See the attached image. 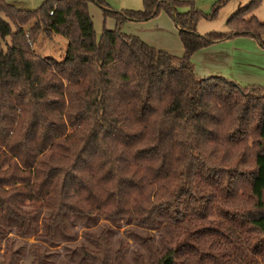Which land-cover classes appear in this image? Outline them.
<instances>
[{
	"label": "trees",
	"instance_id": "obj_1",
	"mask_svg": "<svg viewBox=\"0 0 264 264\" xmlns=\"http://www.w3.org/2000/svg\"><path fill=\"white\" fill-rule=\"evenodd\" d=\"M224 1L205 14L177 10L191 0H143L140 9L0 0V264H21L9 220L17 235L40 237L42 210L49 231L64 215L133 217L147 228L167 221L159 246L144 240L151 264H264V87L198 76L191 61L237 34L264 47V20L252 13L260 0L231 13L228 31L196 32ZM90 2L112 27L96 33ZM160 10L177 26L182 55L122 29ZM40 30L67 38L61 59L31 48ZM90 237L94 248H79L90 264H128L106 231ZM31 250L30 264H48Z\"/></svg>",
	"mask_w": 264,
	"mask_h": 264
},
{
	"label": "rangeland",
	"instance_id": "obj_2",
	"mask_svg": "<svg viewBox=\"0 0 264 264\" xmlns=\"http://www.w3.org/2000/svg\"><path fill=\"white\" fill-rule=\"evenodd\" d=\"M10 3L15 4L21 8H35L41 4L43 0H6ZM111 8L114 9H125L133 8L140 9L143 7V0H106ZM218 0H191L190 4H181L177 7L178 11H187L193 6L199 9L205 14H210L212 12L213 5ZM249 0H225L216 10V12L211 17L200 16L195 24L196 32L200 34H206L209 31H228L229 27L226 23L228 16L233 13L237 8L247 4ZM89 10L92 15L94 28L96 33L99 34L103 26H109V22L112 21L110 17L103 18L102 9L94 4L89 3ZM252 13H254L260 20H264V0H260L256 7L253 8ZM1 15L5 16L3 13ZM130 21V20H127ZM146 21L142 27L147 26L150 28L151 23H156L154 28L145 29L150 30L158 35L161 42H168L170 34L167 30L169 29V24L172 25V32L177 30L175 22L172 17L166 12L160 10L153 17L144 20ZM126 22V21H125ZM32 23L30 20L23 28H27L29 31V26ZM108 25V26H107ZM124 23L122 24V29ZM159 27L162 31H166L164 34L159 31ZM178 35V30H177ZM98 36V35H97ZM218 40L219 47L228 48L231 44H240L245 47L251 46L253 44V39L247 34H237ZM252 39V40H250ZM9 41V38H6ZM31 48L35 53L41 56H49L55 59H61L64 55L67 38L61 34L48 35L44 31H38L35 40H28ZM258 47L263 49L264 47L257 43ZM244 65L247 63H255L257 68H263L264 66V55H258L252 59H244ZM251 68L261 72L257 68L253 67H241L237 66L233 74L242 78L245 70ZM227 71V70H226ZM195 73H201L199 69L195 70ZM232 73V72H231ZM262 73V72H261ZM199 76V74H196ZM225 77V76H224ZM228 78V77H226ZM231 79V78H228ZM243 79V78H242ZM241 86L248 85H260L258 83H246V81H236ZM249 82V81H248ZM264 87V86H263ZM50 214L47 210H42L37 214V219L39 222V228L37 234L40 237L25 236L21 237L17 235L19 224L10 219L9 220V234L8 237L12 240L13 248L18 250L20 253L19 261L21 264H30L33 259V252L31 246L36 245L38 249L44 254V259L48 264H90L89 261L84 257L79 248L87 247L94 248L95 243L91 240V235H98L102 231H106L107 237L112 245V252L114 253L118 249H122V255L124 256L128 264H138V257L144 259L145 264H151L148 253L144 245V240L148 237H153L156 244L159 246V239L161 236L167 235L166 225L167 221H162L158 224L156 228H147L138 225L133 217H122V218H108L97 215L89 214H77L71 217L66 215L63 216L62 225L55 226L53 230H48V223L44 220ZM1 225V220H0ZM49 238L46 236L49 234ZM4 242L2 239L1 243ZM112 253V256H113ZM114 257V256H113ZM1 259V258H0ZM140 263V262H139ZM110 264H117L112 260Z\"/></svg>",
	"mask_w": 264,
	"mask_h": 264
},
{
	"label": "crops",
	"instance_id": "obj_3",
	"mask_svg": "<svg viewBox=\"0 0 264 264\" xmlns=\"http://www.w3.org/2000/svg\"><path fill=\"white\" fill-rule=\"evenodd\" d=\"M109 22V26L114 25V20ZM146 21H126L123 25V30L127 33H134L140 36L142 39H144L149 44L165 49L169 52H172L176 55H182L183 54V45L181 43V40L179 38V35H177V30L174 28V31L172 32L171 29H173L172 25L169 24V29L167 30L169 38V43L161 42V39L158 35H155L153 31L145 30L154 28L156 26V23H151L150 28L142 27L145 24ZM108 26V25H107ZM177 27V26H176ZM159 31H161L163 34L166 31H162L159 27ZM58 33H53L52 35H56ZM51 36V35H50ZM250 38H252L253 44L251 46L245 47L240 44H231L228 48L219 47L218 44L221 41H214L210 44L201 47L197 50H195L191 54V61L193 63L194 71L196 69H199L201 73L199 76H209V75H221L225 76L231 79L238 81H246V83H258L260 85L264 86V66L263 68H257L255 63H247V65H244V62H242L244 59H252L257 57L258 55L263 54L264 51L260 47H258L257 43L258 41L249 35ZM250 39V40H252ZM227 40H230L227 38ZM237 66L241 67H253L259 69L261 72L248 68L245 70L244 75L241 77L234 75L233 72ZM227 70V71H226ZM232 72V73H231ZM249 81V82H248Z\"/></svg>",
	"mask_w": 264,
	"mask_h": 264
},
{
	"label": "built area",
	"instance_id": "obj_4",
	"mask_svg": "<svg viewBox=\"0 0 264 264\" xmlns=\"http://www.w3.org/2000/svg\"><path fill=\"white\" fill-rule=\"evenodd\" d=\"M49 13H52V10H50ZM23 33H24V35H26V36L29 35V31L27 30V28H23Z\"/></svg>",
	"mask_w": 264,
	"mask_h": 264
}]
</instances>
